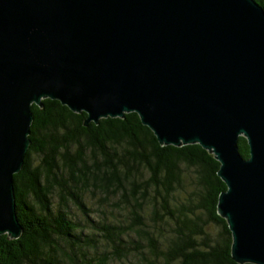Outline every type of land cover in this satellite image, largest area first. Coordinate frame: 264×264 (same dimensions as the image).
Returning a JSON list of instances; mask_svg holds the SVG:
<instances>
[{"label":"water","instance_id":"1","mask_svg":"<svg viewBox=\"0 0 264 264\" xmlns=\"http://www.w3.org/2000/svg\"><path fill=\"white\" fill-rule=\"evenodd\" d=\"M86 125L140 115L162 145L220 161L233 258L264 264V7L256 0H0V235L20 238L14 175L33 104ZM247 138L250 156L239 147Z\"/></svg>","mask_w":264,"mask_h":264},{"label":"trees","instance_id":"2","mask_svg":"<svg viewBox=\"0 0 264 264\" xmlns=\"http://www.w3.org/2000/svg\"><path fill=\"white\" fill-rule=\"evenodd\" d=\"M43 102L14 175L23 233L0 235V264H240L214 154L162 145L135 112L86 125V112ZM239 147L250 156L247 138Z\"/></svg>","mask_w":264,"mask_h":264},{"label":"rangeland","instance_id":"3","mask_svg":"<svg viewBox=\"0 0 264 264\" xmlns=\"http://www.w3.org/2000/svg\"><path fill=\"white\" fill-rule=\"evenodd\" d=\"M87 200H88V202H90L91 204H92V202H94V203L97 202L96 199H93V197H92V195H91L90 193L87 194ZM76 212H77V210H76ZM81 213H82L81 211L77 212L76 218L79 219V217L81 216Z\"/></svg>","mask_w":264,"mask_h":264}]
</instances>
